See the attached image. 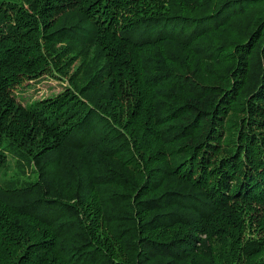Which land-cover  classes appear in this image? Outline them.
<instances>
[{"label":"trees","instance_id":"1","mask_svg":"<svg viewBox=\"0 0 264 264\" xmlns=\"http://www.w3.org/2000/svg\"><path fill=\"white\" fill-rule=\"evenodd\" d=\"M0 264H264V0H0Z\"/></svg>","mask_w":264,"mask_h":264},{"label":"rangeland","instance_id":"2","mask_svg":"<svg viewBox=\"0 0 264 264\" xmlns=\"http://www.w3.org/2000/svg\"><path fill=\"white\" fill-rule=\"evenodd\" d=\"M41 82L38 84H31L26 86L27 82H24L23 84L19 85V87L15 88L17 97L22 96V102H26V100L31 99H38L41 97H46L49 95H53L65 87L64 85L68 84L67 80H63L61 83V80L56 77H43L40 79ZM19 88V89H18ZM24 89L23 93L17 94V92L20 89ZM20 92V91H19Z\"/></svg>","mask_w":264,"mask_h":264}]
</instances>
